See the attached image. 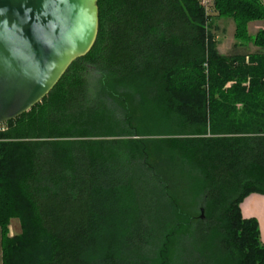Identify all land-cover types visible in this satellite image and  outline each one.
<instances>
[{
  "label": "trees",
  "instance_id": "trees-1",
  "mask_svg": "<svg viewBox=\"0 0 264 264\" xmlns=\"http://www.w3.org/2000/svg\"><path fill=\"white\" fill-rule=\"evenodd\" d=\"M211 1L97 0L90 51L0 133L2 264H264L239 207L264 195V4ZM216 18L260 49L221 54Z\"/></svg>",
  "mask_w": 264,
  "mask_h": 264
},
{
  "label": "water",
  "instance_id": "water-1",
  "mask_svg": "<svg viewBox=\"0 0 264 264\" xmlns=\"http://www.w3.org/2000/svg\"><path fill=\"white\" fill-rule=\"evenodd\" d=\"M97 0H0V124L40 102L98 32Z\"/></svg>",
  "mask_w": 264,
  "mask_h": 264
},
{
  "label": "rangeland",
  "instance_id": "rangeland-1",
  "mask_svg": "<svg viewBox=\"0 0 264 264\" xmlns=\"http://www.w3.org/2000/svg\"><path fill=\"white\" fill-rule=\"evenodd\" d=\"M264 4V0H261ZM212 3V1H211ZM210 8V7H209ZM216 28L212 29L214 38L217 42L218 51L221 54L228 55L234 50L236 46V51L240 53H247L248 55L257 52L260 48L257 47L252 41H239L235 38V23L231 18H216L213 19ZM264 22L262 20L250 21L247 23V32L254 38L255 34L263 29ZM248 56L245 57V62H248ZM17 220V219H15ZM10 228V235L19 233L20 229L16 230L13 225ZM0 264L1 263V246H0Z\"/></svg>",
  "mask_w": 264,
  "mask_h": 264
},
{
  "label": "crops",
  "instance_id": "crops-1",
  "mask_svg": "<svg viewBox=\"0 0 264 264\" xmlns=\"http://www.w3.org/2000/svg\"><path fill=\"white\" fill-rule=\"evenodd\" d=\"M239 207L243 218H255L258 221L260 241L264 244V195L256 192L250 193ZM12 225L16 230L20 229L18 220L11 219L9 227Z\"/></svg>",
  "mask_w": 264,
  "mask_h": 264
},
{
  "label": "built area",
  "instance_id": "built-area-1",
  "mask_svg": "<svg viewBox=\"0 0 264 264\" xmlns=\"http://www.w3.org/2000/svg\"><path fill=\"white\" fill-rule=\"evenodd\" d=\"M200 1H201V4L205 6L206 9L210 7L211 0H200ZM5 129H6L5 123L0 124V133L3 132Z\"/></svg>",
  "mask_w": 264,
  "mask_h": 264
}]
</instances>
